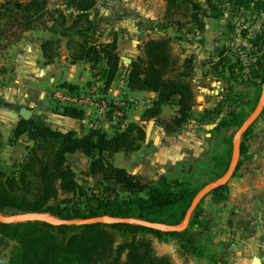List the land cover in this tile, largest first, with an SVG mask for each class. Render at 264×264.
Segmentation results:
<instances>
[{
  "label": "trees",
  "instance_id": "trees-1",
  "mask_svg": "<svg viewBox=\"0 0 264 264\" xmlns=\"http://www.w3.org/2000/svg\"><path fill=\"white\" fill-rule=\"evenodd\" d=\"M260 1L164 0L162 17L146 23L151 30L185 29L202 44L205 18L220 19L227 9L255 14L264 9V1ZM95 3L96 0H0V51L18 41L23 32L44 29L53 35L41 42L45 63H51L57 57L60 38L65 37L69 61L88 63L92 81L98 74L100 90L106 93L122 62L116 38L102 41L98 25L90 18ZM182 9L186 11L181 13ZM184 14L187 19L182 20ZM227 28L245 42L231 38L228 46L219 48L216 59L209 61L208 75L232 85L261 89L264 33L252 38L244 24L236 27L229 23ZM173 40L168 35L147 38L142 41L138 55L127 64L126 86L155 93L141 114V123L112 125L110 132L90 127L87 133L78 135L41 121L20 119L11 129L6 145H14L21 136H26L31 144L25 146V155L16 163H6L0 157V212H39L60 219L113 216L180 224L192 198L204 184L191 188L178 179L148 180L113 162L115 153H130L142 146L145 139L142 122L161 121L167 132H173L191 118L195 105L193 79L200 62L194 55L182 59L176 55ZM61 85L69 90L84 88L66 82ZM162 106L174 108L170 119L160 118ZM56 111L73 119L84 118V111L78 108L64 106ZM248 132L249 128L241 137L240 154L245 150L242 139ZM3 145L0 133V150ZM230 155L231 148L229 158ZM72 156L88 159L79 174L71 165ZM227 160L224 171L230 161ZM208 194L216 201H224L227 184ZM209 223L200 203L188 226L180 232H162L130 223L79 226L41 221L0 223V264H172L170 256L156 252L154 239L174 238L181 254L198 255L203 251L201 233L208 229Z\"/></svg>",
  "mask_w": 264,
  "mask_h": 264
},
{
  "label": "crops",
  "instance_id": "crops-1",
  "mask_svg": "<svg viewBox=\"0 0 264 264\" xmlns=\"http://www.w3.org/2000/svg\"><path fill=\"white\" fill-rule=\"evenodd\" d=\"M155 1H159V9L153 5L154 0H96L90 18L98 25L101 40L116 38L120 58L130 61L128 55H138L140 38L148 33L139 21L156 20L163 15L164 0ZM229 15L231 13L227 12L220 19L207 20L204 35L208 42L207 54L212 52L215 59V50L228 44L231 38L245 42L243 37L229 33L227 24L236 27L244 24L252 38L264 33V9L255 14L239 12L234 14L236 17ZM51 37L53 35L44 29L28 30L18 41L0 51L2 148H25L31 144L26 136H21L14 145H6L11 129L21 119L19 111L23 107L39 115V121L61 131L73 130L83 135L90 128L89 110H83V119L66 117L56 111L48 98L54 84L66 82L85 87L92 81L88 63L69 61L65 37L60 38L57 57L51 63H45L41 42ZM129 61L125 67L120 65L106 96L132 100L126 110L125 122L141 123V114L151 104L155 93L131 90L126 86L125 71ZM208 76L212 80L208 78L207 83L199 82L196 77L193 79L195 105L187 124L173 132L154 124L144 145L130 153H115L114 164L148 180L165 177L187 184L191 176L200 178L210 168L225 167L232 135V132H226L229 124L226 115L238 104L252 100L255 87L232 85ZM165 107L162 106L161 110L164 111ZM246 117L241 116L239 120ZM105 127L111 131L110 124ZM242 140L245 150L226 183L227 198L216 201L207 193L200 202V208L210 219L208 229L201 233L203 251L198 255L181 254L176 239H154L156 252L170 256L173 264H253L255 258L258 264H264V106ZM24 155L25 152L21 154Z\"/></svg>",
  "mask_w": 264,
  "mask_h": 264
},
{
  "label": "rangeland",
  "instance_id": "rangeland-1",
  "mask_svg": "<svg viewBox=\"0 0 264 264\" xmlns=\"http://www.w3.org/2000/svg\"><path fill=\"white\" fill-rule=\"evenodd\" d=\"M227 2V0H222V2ZM264 1V0H262ZM158 2L159 1H155L154 0V3L153 5L155 7H157L159 9V5H158ZM258 2H261L260 0H258ZM164 6H165V2H164ZM264 7V5H263ZM156 8V9H157ZM165 9L163 10V13H164ZM186 10L185 9H182V12L181 13H184ZM231 13L230 16H234L236 17L234 14V12H232L230 9L226 10L225 13ZM224 16V15H223ZM178 17V16H177ZM159 19V18H158ZM182 20H185L187 19V16L186 14H184L182 17H181ZM157 20V19H156ZM207 18H205V22L207 24ZM140 24L143 26V27H146L147 28V31L148 33L147 34H144L140 39H141V43L142 41L146 40L147 38H150V37H161L163 35H168L170 37H172L174 40H173V51L176 55H178L181 59L186 56V55H194V57L196 58V60L198 62H200V64L197 65V69L195 71V74H194V77H196L199 82H205L207 83V80L208 78L210 79V81L212 80L211 77L208 76V70H209V61L213 58L212 55V52L211 54H207V44L208 42L205 41L204 39V35L205 32H204V35H203V43L200 44V43H197L198 41H195L196 38L194 39L193 35H190V34H187V31L185 29H181L180 32H177L174 27H166V28H161V30H151L149 27H147L148 23H146V21L144 22H141L139 21ZM190 26V25H189ZM140 43V45H141ZM229 44V42H228ZM228 44H226L228 46ZM225 45V46H226ZM220 47H224V46H220ZM218 47L215 52L218 53V51L220 50ZM219 49V50H218ZM139 53V52H138ZM133 54H130L128 55L130 58H135L137 55H133ZM121 62H122V66L125 67V64L127 62V60L125 58H120ZM254 88V86H251ZM255 90V93L252 94V100H248L247 101V104H238L234 109L231 110L232 114L229 115V113L226 115L228 116L227 118H225L226 122H228V127H226V132H232L231 134L233 135V133L236 131V129L238 128L239 126V117L242 116L243 117H246L254 108V106L256 105V102L259 98V95H260V91L261 89H258L257 87L254 88ZM223 92V90L221 91ZM250 95V93H248V96ZM53 105L55 106V108H60L58 105H56L55 103H53ZM219 107H223L221 105H219ZM221 110H224V109H221ZM227 113V110L225 111ZM164 113V114H163ZM162 114V116H161ZM174 114V108L171 107V106H167L165 107L164 111L161 110V113H160V118L161 119H170ZM238 117V118H237ZM159 120V119H158ZM153 122H155L154 120H151ZM149 123H145L143 124L142 122V125H144V128H145V139L144 141L146 140V135H147V132H148V126H149ZM154 124H156L159 128L160 125H163L161 123V121H157V123H153V126ZM164 126V125H163ZM153 129V127H152ZM157 132H159L160 134V131L158 130ZM157 137H160V136H157ZM144 144L142 143V146ZM141 146V147H142ZM230 148L232 147V143L229 144ZM25 152V148H2L0 150V157L6 162V163H16L18 162L23 156H21V154ZM88 160L86 157L84 156H76V157H71L70 158V161H71V165L72 167L75 169V171L77 172V174H79V172L81 171V169L87 165V162L86 161ZM230 158L228 157V160L229 161ZM114 162V160H113ZM227 168V166H226ZM224 167L222 168L221 166H217L215 169H208L206 174L203 175V177H200V178H194V177H189V186L191 188H199L204 184L206 183H209V182H214L217 178L220 177L221 174H223L225 171H224ZM44 215V214H43ZM156 240V239H155ZM173 264V263H172Z\"/></svg>",
  "mask_w": 264,
  "mask_h": 264
},
{
  "label": "water",
  "instance_id": "water-1",
  "mask_svg": "<svg viewBox=\"0 0 264 264\" xmlns=\"http://www.w3.org/2000/svg\"><path fill=\"white\" fill-rule=\"evenodd\" d=\"M127 60V59H126ZM129 61V60H127ZM264 106V85L261 88L259 98L254 106L253 110L250 114L241 122L232 137V147H231V155L229 164L225 170V172L217 178L214 182H209L204 184L194 195L189 206L187 207L183 220L178 225H169L158 222H149L145 220H140L136 218H126V217H113V216H94L89 218H80V219H60L55 217H50L43 215L39 212H24L17 214H3L0 212V223H17V222H27V221H41L51 225H89L95 223H105V224H115V223H130V224H140L142 226L160 230L162 232H180L184 230L188 224L191 217L192 212L199 205L203 197L213 189H216L228 182L231 176L234 174L240 157V144H241V136L247 129L253 124V122L257 119L259 114L261 113ZM19 115L21 119L24 120H32L39 121L40 117L37 114H34L31 109L21 108L19 111ZM153 121H150L148 126V132L146 135V139H149ZM253 264H258V259L255 258L253 260Z\"/></svg>",
  "mask_w": 264,
  "mask_h": 264
},
{
  "label": "built area",
  "instance_id": "built-area-1",
  "mask_svg": "<svg viewBox=\"0 0 264 264\" xmlns=\"http://www.w3.org/2000/svg\"><path fill=\"white\" fill-rule=\"evenodd\" d=\"M101 80L96 74L90 85L79 90H69L54 84L48 93L52 103L61 107H73L90 111V127L106 130V124L118 126L125 122L127 108L133 103L129 99H110L100 90Z\"/></svg>",
  "mask_w": 264,
  "mask_h": 264
}]
</instances>
